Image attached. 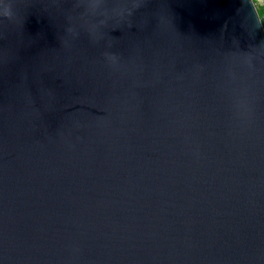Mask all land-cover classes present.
<instances>
[{
	"label": "water",
	"instance_id": "95a60500",
	"mask_svg": "<svg viewBox=\"0 0 264 264\" xmlns=\"http://www.w3.org/2000/svg\"><path fill=\"white\" fill-rule=\"evenodd\" d=\"M0 264H264L254 0H0Z\"/></svg>",
	"mask_w": 264,
	"mask_h": 264
},
{
	"label": "trees",
	"instance_id": "16d2710c",
	"mask_svg": "<svg viewBox=\"0 0 264 264\" xmlns=\"http://www.w3.org/2000/svg\"><path fill=\"white\" fill-rule=\"evenodd\" d=\"M254 2H255V4H256V6H257V9H258V13H259V15H260V17H261V20H262V22H263V25H264V5H259L257 2H256V0H254Z\"/></svg>",
	"mask_w": 264,
	"mask_h": 264
},
{
	"label": "crops",
	"instance_id": "0c3cea01",
	"mask_svg": "<svg viewBox=\"0 0 264 264\" xmlns=\"http://www.w3.org/2000/svg\"><path fill=\"white\" fill-rule=\"evenodd\" d=\"M256 2L261 6L264 5V0H256Z\"/></svg>",
	"mask_w": 264,
	"mask_h": 264
},
{
	"label": "clouds",
	"instance_id": "9594fccd",
	"mask_svg": "<svg viewBox=\"0 0 264 264\" xmlns=\"http://www.w3.org/2000/svg\"><path fill=\"white\" fill-rule=\"evenodd\" d=\"M6 7L10 9V13L9 14H11V7H10V5H6Z\"/></svg>",
	"mask_w": 264,
	"mask_h": 264
}]
</instances>
